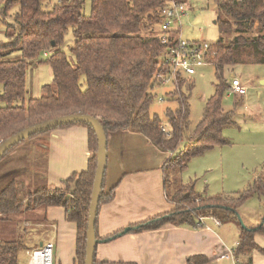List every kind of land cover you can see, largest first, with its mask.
<instances>
[{"label": "trees", "instance_id": "obj_1", "mask_svg": "<svg viewBox=\"0 0 264 264\" xmlns=\"http://www.w3.org/2000/svg\"><path fill=\"white\" fill-rule=\"evenodd\" d=\"M212 1L220 12L214 23L221 34L230 37L210 43L207 63L214 65V92L205 100L202 117L181 149L180 143L189 128L193 81L177 73L171 79L175 91L166 96L175 102V107L165 110L166 130H162V119L150 112L155 98L153 90L161 86V79L155 75L171 76L167 66H158L166 47L156 36V26L161 21L160 7L166 0L0 1V13L17 7L13 14V34L0 43V141L27 126L82 113L98 118L107 136L117 130H129L142 134L158 149L173 153L162 165V171L164 192L174 208L105 237L97 234L96 219L95 234L99 242H108L125 233L157 229L166 223L198 228L201 226L198 218L210 217L221 224L233 223L239 227L238 243L232 250L236 259L248 256L253 250L264 254V248L255 241L256 234L264 236V217L259 225L245 227L237 213V208L252 196L264 198V178L257 176L241 191L212 195L206 189L195 190L194 184L182 183L179 177L193 156L229 143L223 130L234 122L232 112L223 106L228 90L225 68L238 64L264 65V0ZM70 31L74 37L69 46L73 62L59 49ZM44 53L45 58L37 61ZM30 61L45 63L52 71L51 83L41 86L38 97L28 95L26 74ZM75 124L88 129L91 155L86 169L72 172L61 187L50 188L44 164V182L26 190L25 202L20 198L18 182L9 180L0 189V221L5 220L3 217L26 215L50 206L63 207L66 220L76 226L74 264H84L85 232L96 167L97 143L92 127L73 122L32 134L12 146L0 161L20 145L21 149L30 147L34 153L45 154L50 133ZM26 142L29 146H23ZM170 177L173 180L168 184ZM115 187L105 189L104 175L98 208L113 199ZM39 219L44 220L45 215H36V220ZM27 247L23 237L1 239L0 264H19L20 251L30 249ZM208 262L209 258L202 254L186 259V264Z\"/></svg>", "mask_w": 264, "mask_h": 264}, {"label": "crops", "instance_id": "obj_2", "mask_svg": "<svg viewBox=\"0 0 264 264\" xmlns=\"http://www.w3.org/2000/svg\"><path fill=\"white\" fill-rule=\"evenodd\" d=\"M226 110L234 114L235 107ZM48 144L47 152L43 153L48 187H61L62 181L72 172L86 169L91 155L87 127L75 124L54 130L48 137ZM35 155L29 150V158ZM171 155L155 147L140 133L117 130L108 134L105 189L116 187L113 199L98 208L99 237L125 230L174 208L164 192L162 171V165ZM27 192L20 196L23 202L28 198ZM258 201L259 211L253 214L255 217L242 210L245 203L237 208L245 227L259 225V219L264 217V198ZM38 213L44 214L45 219L37 221ZM9 217L21 227L14 230V237L0 232V240L23 237L30 248L20 251L19 264L23 263L20 260L23 252L28 254L47 242L54 245L52 264H74L76 226L66 220L63 207L50 206L26 215L3 218ZM200 223L198 228L166 223L157 229L125 233L108 242H98L94 264H186L187 257L198 254L209 258L206 264H264V254L258 250L248 256L234 257L232 250L239 235L237 225H224L210 217L203 218ZM255 241L264 248L263 235L256 234ZM31 263L27 260L24 264Z\"/></svg>", "mask_w": 264, "mask_h": 264}, {"label": "rangeland", "instance_id": "obj_3", "mask_svg": "<svg viewBox=\"0 0 264 264\" xmlns=\"http://www.w3.org/2000/svg\"><path fill=\"white\" fill-rule=\"evenodd\" d=\"M0 1L3 3L5 0ZM189 3L190 6L180 21L179 33L181 32L183 38L211 43L217 39L226 40L230 37L221 34L214 23L220 12L212 0H189ZM16 10L17 7H14L7 12L0 13V43L8 40L7 37L10 38L13 34V14ZM159 35L160 31L157 25L156 36L159 38ZM175 35L176 32L172 33L171 36ZM73 41L74 37L70 31L65 35L64 44L59 47L67 54L71 62L74 61V58L69 52V46L72 45ZM45 54L40 55L37 61L44 59ZM160 60L161 58L158 63ZM37 61L29 62L26 74V86L29 90L28 95L31 97L40 96L41 86L52 81L51 68L45 63H37ZM177 74L194 83V89L189 99V128L185 138L180 143L181 149L186 145L190 132L202 117L205 100L214 92V65L212 63L203 64L189 76L182 71H178ZM224 75L227 83L233 76L239 78L246 88L243 95L229 94V86L225 92L223 106L226 109L235 107L234 114L231 111L234 123L223 130L224 137L229 143L215 146L200 155L193 156L185 170L179 175L182 183L194 184L195 190L201 192L206 189L207 193L212 195L241 191L246 188L248 183H252L257 176L264 178V65L238 64L226 67ZM174 85L170 79L160 88L153 90L155 98L150 106V112L156 113L162 119L163 128L167 127L164 119L166 108L174 109L175 107V102L167 100L169 96H166V94L175 91ZM1 90L2 86L0 85V92ZM23 146H29V142ZM21 147L20 145L12 155H7L4 160L2 159V162L0 161V189L9 180L15 179L21 188L20 196L27 189L33 190L38 182H44L45 176L42 169L46 159V156L39 152L34 157L29 158V150L32 148L29 147L28 149L27 147L21 150ZM172 180L170 177L168 184L172 183ZM248 200L242 210L255 217L253 214L259 211V201L256 196H252ZM197 201L198 199H195V202ZM261 220L259 219V224ZM226 224L231 225L233 223ZM18 227H21L20 223L12 221L11 218L6 219L0 224V232H5L10 237H14V230ZM28 229L32 230L31 227ZM32 232L34 231L32 230ZM20 260L23 262L22 264L31 260V251L28 254L23 252Z\"/></svg>", "mask_w": 264, "mask_h": 264}, {"label": "built area", "instance_id": "obj_4", "mask_svg": "<svg viewBox=\"0 0 264 264\" xmlns=\"http://www.w3.org/2000/svg\"><path fill=\"white\" fill-rule=\"evenodd\" d=\"M189 6V1L166 0L165 4L160 7L159 39L165 45L166 50L158 66H167L171 74V76L164 78L162 74L157 73L155 77L161 79L160 85L172 79L178 71L189 76L195 73L199 66L207 63L210 42L187 40L181 36V32L179 33L181 17L186 13ZM172 31L176 32L175 36H171ZM228 86L230 88L229 94L243 95L246 90L242 81L233 76L228 81ZM159 99L161 100L160 97ZM162 130L166 129L162 127ZM202 219L201 217L198 218L199 221ZM53 248V243L47 242L32 250L31 261L33 263L31 264H52Z\"/></svg>", "mask_w": 264, "mask_h": 264}, {"label": "water", "instance_id": "obj_5", "mask_svg": "<svg viewBox=\"0 0 264 264\" xmlns=\"http://www.w3.org/2000/svg\"><path fill=\"white\" fill-rule=\"evenodd\" d=\"M73 122H81L90 125L95 133L97 143V149L95 154L96 167L94 171V179L90 194L84 251V264H94L95 249L99 242L95 234V222L107 163V135L100 120L88 114L76 113L58 116L53 119L45 120L43 122L34 124L32 126H27L22 130L16 132L15 134L9 136L8 138L0 141V158L12 146L29 138V136L32 134L46 131L57 126Z\"/></svg>", "mask_w": 264, "mask_h": 264}]
</instances>
